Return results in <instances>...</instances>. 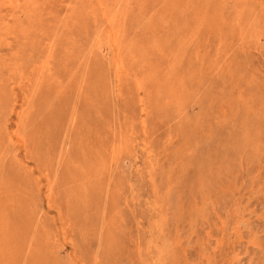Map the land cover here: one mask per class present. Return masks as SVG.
<instances>
[{"label":"rangeland","instance_id":"1","mask_svg":"<svg viewBox=\"0 0 264 264\" xmlns=\"http://www.w3.org/2000/svg\"><path fill=\"white\" fill-rule=\"evenodd\" d=\"M0 209V264H264V0H0Z\"/></svg>","mask_w":264,"mask_h":264},{"label":"bare ground","instance_id":"2","mask_svg":"<svg viewBox=\"0 0 264 264\" xmlns=\"http://www.w3.org/2000/svg\"><path fill=\"white\" fill-rule=\"evenodd\" d=\"M91 14H92V13H91ZM58 40H59V39H58ZM52 56H53V55H52ZM51 64H52V63H51ZM37 69H38V68H37ZM52 69H53V68H52ZM33 85H34V84H33ZM16 135H17V134H16ZM17 196H18V195H17ZM20 200H21V199H20ZM8 207H9V206H8ZM39 211H40V210H39ZM0 212H1V209H0ZM39 213H40V212H39ZM38 215H39V214H38ZM1 217H2V216H1ZM4 217H5V216H4ZM4 217H3V218H4ZM7 219H8V218H7ZM4 222H5V221H4ZM0 225H1V224H0ZM8 225H9V224H8ZM2 226H3V225H2ZM0 233H1V232H0ZM25 233H26V232H25ZM0 235H1V234H0ZM44 236H45V235H44ZM30 239H31V238H30ZM35 241H36V240H35ZM47 244H49V243H47ZM27 248H28V247H27ZM27 250H28V249H27ZM27 250H26V251H27ZM25 260H26V259H25ZM26 263H27V262H26Z\"/></svg>","mask_w":264,"mask_h":264}]
</instances>
